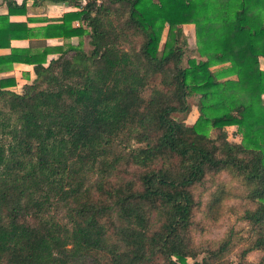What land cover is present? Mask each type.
<instances>
[{
  "label": "trees",
  "instance_id": "trees-1",
  "mask_svg": "<svg viewBox=\"0 0 264 264\" xmlns=\"http://www.w3.org/2000/svg\"><path fill=\"white\" fill-rule=\"evenodd\" d=\"M51 1L78 9L36 30L9 22L22 6L6 1L0 47L88 36L90 49L0 55V69L18 61L34 73L21 93L0 78V264H185L197 252L194 264H225L236 231L198 245L193 231L233 198L249 229L239 264H264V0ZM183 24L198 56L184 67ZM189 95L197 115L186 124Z\"/></svg>",
  "mask_w": 264,
  "mask_h": 264
},
{
  "label": "rangeland",
  "instance_id": "rangeland-1",
  "mask_svg": "<svg viewBox=\"0 0 264 264\" xmlns=\"http://www.w3.org/2000/svg\"><path fill=\"white\" fill-rule=\"evenodd\" d=\"M163 32V36H164ZM162 36V37H163ZM178 42L180 46L182 47V57H181V66L186 65V60L189 57H193L195 59H198V56L196 53H193L190 49L194 48V34H193V25H182L180 36L178 38ZM160 47V46H159ZM83 49L85 51H88L90 47L88 46L86 40L83 44ZM259 65L262 69H264V62H262V59L260 60ZM223 65H216L211 67L212 70H216ZM231 78H234L231 76ZM31 82L30 78H19L17 80V87L16 90L21 93L22 88L21 86L23 84H29ZM196 96L189 95L187 97V103L190 106V110L188 115L184 117V122L186 124H191L197 115L196 111ZM264 103V98H263ZM175 118H179L180 114H173L172 115ZM183 117V115H182ZM225 131L227 133V139L229 141H235L239 142L241 139V136L239 132L237 131L235 126H226ZM214 132L210 131V134L212 135ZM221 178H224L228 180V177L225 174L221 175ZM244 208V203L240 199H230L226 201L223 214L221 218L216 221L214 224H208L204 221H201L198 225L203 228L204 230L201 232L200 230L193 231V242L195 245H198V243L202 242L205 239H211V240H217L220 239L229 229H233L236 231L237 238H239V241L235 243V245L230 249L228 252L225 253V264H239V258L238 254L245 247L246 245V239L248 237V225L244 220H241L239 218V215ZM196 218L200 217V214L197 213ZM203 253L197 252L196 256L194 258L187 257L185 264H194L196 261H201ZM261 253L258 251H250L245 255V259L249 262H257L260 259Z\"/></svg>",
  "mask_w": 264,
  "mask_h": 264
},
{
  "label": "crops",
  "instance_id": "crops-1",
  "mask_svg": "<svg viewBox=\"0 0 264 264\" xmlns=\"http://www.w3.org/2000/svg\"><path fill=\"white\" fill-rule=\"evenodd\" d=\"M6 1H11L16 7L22 6V11L14 14H10L7 17L9 22H19L25 24L26 27L32 29H38L46 24L57 23L59 18L66 11H74L78 8L74 7L72 4H68L62 1H51V0H0V15L7 14ZM83 3V2H81ZM80 25L85 30H89L84 21H78L76 19L71 21V26L76 27ZM192 25V24H183ZM81 41L82 45L85 40L87 42L88 36H83L79 38L77 36H71L70 38L62 37H50L43 38L42 36L31 37V38H20L11 39L9 41V47H0V55H5L10 52L11 48H26L28 46L34 49L41 50L43 46H59L66 43L76 45L78 41ZM55 57L54 54H48L46 56L45 64L50 58ZM263 58H259V62ZM30 78L32 81L34 79V73L31 64L12 61L9 65L0 69V78H13L15 84L13 86L7 87L8 90L19 93L16 90L17 80L20 78ZM27 84V83H26ZM24 85V84H23ZM22 88V86H21Z\"/></svg>",
  "mask_w": 264,
  "mask_h": 264
}]
</instances>
